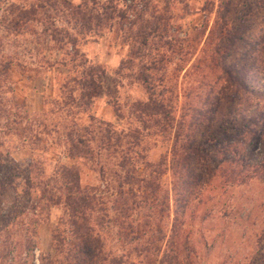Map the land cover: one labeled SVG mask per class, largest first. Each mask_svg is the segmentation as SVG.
I'll return each instance as SVG.
<instances>
[{"label":"rangeland","instance_id":"1","mask_svg":"<svg viewBox=\"0 0 264 264\" xmlns=\"http://www.w3.org/2000/svg\"><path fill=\"white\" fill-rule=\"evenodd\" d=\"M70 1L75 4L80 0ZM115 1L119 9L127 10L126 6H130L139 11L141 17L152 12L166 19L162 23L164 28L156 30L159 37L156 35L151 40L149 56L154 58L156 54L165 53L166 61L160 63L165 69L161 82L177 94L173 105V128H167L164 133L151 128L153 134L142 135L138 149L142 159H133L126 167L134 181L126 182L123 170L116 167L118 153L95 144L99 128L102 130L107 124L121 132L138 125L129 115V107L146 98L143 84L133 79L137 60L132 58L130 63L121 64L127 61L132 49L129 35L140 22L130 9L122 21V30L117 29L119 20L113 19L110 30H103L99 37L77 46L87 60L105 70L98 94L87 111L72 109L67 116L56 110L57 105H61L60 93L70 85L60 89L70 75L62 66L54 64L32 71L14 70L9 79L12 91L5 92L3 97L7 100L12 95L19 105L23 104L22 109L30 118L39 120L40 125L25 124L29 129L22 133L15 130L8 134L0 132V160L4 162L0 167V183L5 188L4 203L0 204V264H46L64 257L65 251L55 254L51 243V233L58 219L65 217L62 206L50 205L34 210L29 207V201L38 195L35 183L60 165L78 172L79 185L101 197L108 217H114L112 207H121L115 224L111 222L108 229V243L114 253L132 249L135 241L129 242V237L137 232L139 241H153L149 245L140 242L137 249H150H141L143 258L138 261L132 258L130 264H168L160 261L168 252L178 255L179 260L173 264H264V136L240 155L222 149L221 145L234 141L237 130L246 128L248 122L239 119V98L220 97L218 90L226 85L221 67L238 69L240 73H246L249 80L259 78L264 82V0ZM143 3L147 8L145 12ZM131 21H134L133 25L129 24ZM15 38L26 51H23L26 57L29 53L36 59L47 55L44 51L36 52L42 47L41 38L38 45L31 34ZM165 40L167 45L162 44ZM209 55L218 62L214 72L206 67ZM49 56L51 61L68 57L57 55V51ZM153 70L156 75L151 77L141 68L151 80L150 86L159 90L162 84L157 80L161 71L159 68ZM217 75L221 76L219 80H215ZM209 87L212 91L207 93ZM76 92L72 95L75 98L78 90ZM214 94H218V100L211 106L209 102L216 100ZM116 107L118 111L114 113ZM89 114L94 118L93 125H88ZM180 115L184 126L191 124L190 130L183 131L182 136H193L211 159L207 167L197 171L196 185L192 189L184 185L185 193L172 187L176 168L170 146ZM71 121L79 130L89 128V147H82L85 149L83 154L70 147L65 136L66 128L62 126ZM128 156H133L132 151ZM157 161L161 162L159 175L151 171ZM237 162L244 173L250 175L241 183L228 178V170L235 169ZM259 163H263V168ZM99 168L107 173L102 176L103 180H99ZM254 169L262 172L256 170L258 174L254 172L256 174L251 176ZM139 178H149L158 188L142 187ZM180 180L185 181V177ZM179 197L181 200L176 201ZM28 220L36 223L32 234L34 247L26 253L15 243L24 237ZM121 221L123 224L119 226ZM136 226H139L138 230ZM170 240L175 242L173 247ZM182 241L185 242L183 249L178 245Z\"/></svg>","mask_w":264,"mask_h":264},{"label":"trees","instance_id":"2","mask_svg":"<svg viewBox=\"0 0 264 264\" xmlns=\"http://www.w3.org/2000/svg\"><path fill=\"white\" fill-rule=\"evenodd\" d=\"M126 7L127 10L119 9L115 0H105L104 2L80 0L75 4L70 0H1L0 132L8 134L9 131L15 130L22 133L29 129L26 125L35 127L37 124L40 125L39 120L30 118L27 112L22 109L23 104L19 105L12 95L7 100L3 97L5 92L11 93L12 91L9 79L11 73L16 69L32 71L35 68H44L54 64L62 66L65 68L66 73L70 75L67 77L69 78L67 82L64 81L61 84L60 89H65L68 83L71 86L69 85L68 89L63 91L62 94L60 93L61 105H57L56 110H61L67 116H70L74 109L79 108L87 111L91 100L98 94L105 70L101 65L87 60L78 51L77 46L91 38L99 37L103 30H110L113 19L119 20L117 29L122 30V21L126 19L130 9V12L134 13L136 19H139L140 22L129 35L132 39V49H130L127 61L121 62V64L130 63L132 58L137 60L133 79H137L143 84L146 98L144 101L133 102L129 107V115L137 121L138 125L133 126L132 130L121 132L107 124L102 130L99 128V134L96 137L97 143L95 144L98 148H107L118 153L116 167L123 170L126 182L129 180L134 181V178L129 176L126 167L133 159H142L140 150H138L142 135L153 134L151 128H155L157 132L161 133H164L167 128H173L171 122L173 121V105L176 102L177 94H174L169 87L161 82L165 69L163 64L160 63H165L166 59L163 58L165 53L156 54L154 58L149 56L152 48L151 40L159 34L156 31L159 27L164 28L165 25L162 23L166 19L162 18L161 14L154 15L152 12L149 16L141 17L139 11H135L130 6ZM142 7H144L145 12L147 10L145 3L142 4ZM133 23L134 21H131L129 24L133 25ZM126 31L129 32L128 28ZM23 34H31L35 38L36 45H38L41 38L42 47L36 49V52L38 50L41 53L44 51L47 52V55H41L36 59L35 56L29 53V56L26 57L23 54L26 51L22 49L18 39L15 38V36ZM162 44L167 45V40L162 41ZM56 51L57 55L68 57L51 61L49 54L51 55ZM171 51L173 52L174 49L172 48ZM213 52L216 54L217 50L214 49ZM208 58L206 67L210 72H214L218 62L211 55ZM158 62L159 64L156 65ZM34 64H37V66H33ZM141 68L148 72L151 77L156 75L153 73L154 68L160 69L161 73H159L157 81L162 86L159 90H156L154 86H150L151 80L149 81L148 76L141 71ZM220 70L226 84L222 85L221 89L218 88L220 97L224 95L238 97L239 119L248 122L246 128L237 130L234 141H226L221 147L224 150L230 149V151L240 155L249 149L255 140L264 136V82H260L259 78L256 81L249 80L246 73H240L238 69L228 70L221 67ZM220 78L221 76L217 75L215 80ZM154 80H156L155 77ZM77 90L78 95L75 98L72 95ZM211 91L212 87H209L207 93ZM216 95L218 94H214L216 100L209 102L211 106L218 100ZM205 97L207 98L208 95H205ZM117 111L118 107L114 109V113ZM116 117L120 119L117 114ZM87 118L88 125H93V116L89 114ZM179 118V123L177 127L175 125L172 133L173 139L170 146V154L176 168L172 187L173 189L179 188L185 193L184 185L192 189L196 185L197 171L207 167L211 159L204 152L200 143L194 141L193 136H182L183 131L190 130L191 124L184 126L183 119H181L183 117L180 115ZM62 127L66 128L65 136L70 141V147L76 149L79 154H83L85 149H82V147H89V128L84 127L79 130L75 127L74 121ZM131 151L133 156H128ZM237 163H235V169L228 170L230 173L228 178L241 183L250 175H246L244 169ZM3 164L4 162L0 160V167L4 166ZM153 165L151 171L159 175L161 162L157 161ZM237 166L240 167V170ZM259 166L263 168V163H259ZM128 167L130 168V166ZM256 170L254 169L251 172V176L258 174L259 170ZM97 173L99 180H103L102 176L107 174L102 171V168H99ZM182 177H185V181L180 180ZM139 181L142 182L144 188H158L157 183L153 184L149 178H139ZM34 188L38 195L37 198L29 201L31 202L29 205L31 210L43 208L44 206L61 205L65 214L64 219L63 216L58 219L51 233L54 253L59 254L65 251V255L60 260H52V262L49 261L46 264H130L132 258H135L136 261L143 258L141 249H150L144 247L137 249L140 242L149 245L153 241L150 242L148 239L139 241L138 235L140 234L137 232L139 226H136L137 233L129 237V242L135 241L132 249L114 253L108 243V229L111 222L115 224L116 215L120 213L121 207L120 209L119 207H112L114 217H108L107 208L103 206L104 201L100 196L79 185L78 172L74 168L60 165L58 169H53L48 176L38 180ZM4 195L5 188L0 183V204L4 203L2 201ZM179 199L181 200V197L176 201H179ZM27 222L24 237L20 238L18 243H15L17 248L25 250L26 253L34 247L32 234L34 233L33 224L36 223L30 220ZM122 224V221L118 223L119 226ZM142 225L146 226V223L143 222ZM130 232L133 231L130 230ZM174 243L173 240H170L171 247ZM184 243L182 241L178 245L183 249L185 247ZM143 256L146 257L145 253ZM175 260L176 263L179 260L176 252H174V255L168 252L165 259H160V261H166L168 264H173Z\"/></svg>","mask_w":264,"mask_h":264}]
</instances>
